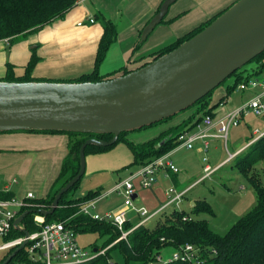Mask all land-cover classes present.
<instances>
[{"label": "crops", "instance_id": "0c3cea01", "mask_svg": "<svg viewBox=\"0 0 264 264\" xmlns=\"http://www.w3.org/2000/svg\"><path fill=\"white\" fill-rule=\"evenodd\" d=\"M163 1L164 0H77L74 8L66 14L64 19L56 20L49 25H46L41 31L33 34L34 37L30 41L25 40L12 46V55L9 56V58H6L5 54H2V57L5 59V67L6 63L10 62L15 66V75H23L34 51L40 59L32 74L36 79L62 81L75 79L85 73H89L94 69L99 42L104 32L103 21L108 19L117 24L119 34L117 41L111 46L106 59L102 63L100 72L102 74H108L120 68L135 70L148 60L147 56H150L160 48L171 44L179 37L185 35L187 32L206 21L207 19L203 20L206 15L211 16L217 14L218 11H221V6L217 5L219 0H184L181 5L176 7L178 4L177 2L179 1L177 0L169 9L166 19L167 22L160 23L147 39L141 41L143 29L156 15ZM211 2L216 4L210 5L209 3ZM118 5H122V9H118ZM208 7H210L209 10ZM194 11H202V14L197 13L199 16L190 18L191 20L185 19L179 25L177 24V19L172 20L174 19L173 17L180 13H183V18H186ZM119 16L121 18H119ZM122 16L125 17V21L120 25L119 22L121 21ZM92 18L95 20L93 23L90 21ZM81 21H83L84 24L80 26L78 23ZM171 28L173 30H171ZM157 30H161L162 32L157 33ZM0 44V46H2V43ZM1 52L2 49H0V53ZM246 72L247 73H243V76H246L250 71L247 70ZM5 75L6 74H4V76ZM4 76L0 79L4 78ZM234 78V81L236 82V77ZM252 80H259L263 84L257 86L249 85L245 89H239L238 86L241 83H244L241 82L232 93L228 94V85H233L235 82L229 84L225 83L214 91L207 107L211 108L219 104V106L213 109L214 119H219L228 112L249 101L254 96L264 92V78L254 76L250 78V81ZM198 111V107H194L187 111V114L189 115L185 114L175 119V121H170L175 117L174 116L165 121H170V123L162 125L156 134L154 133V135L150 136L152 137L150 139L156 138L162 133L173 129L176 130L171 133L172 136H175L178 133L180 134L183 131H186L182 133L184 135H187V133H190L191 135L200 133L204 129L203 121L193 126L194 121L202 114L198 113ZM252 115L255 116L251 113L244 116V118ZM255 117L264 121V118L262 117ZM184 123H187L188 125L185 130H182L181 127ZM240 124L235 126V128L239 127ZM248 128L250 133L246 134L245 143L240 144V140L236 141V135H234L232 140V150L228 151L229 156L221 160L214 167L209 163L205 164L204 172H206L205 168L208 165L215 169L208 175V177L223 165L232 162L235 156L243 153L251 144L247 142L248 137L253 136L257 138L264 134V123L262 126L255 127V129L251 126ZM206 131H208L209 134H218V136H209L208 138L198 139L194 142V146L191 149L185 146L179 147L178 145L171 150V158L178 166L179 171L173 172L170 170H161L158 174V183L147 190L138 189L135 199H141V202L148 201L150 203H156V208L159 205L157 203L160 200L162 205L165 204L164 202L168 197L167 190L170 187H174L181 191L189 189L181 203H183L184 200H187L190 206H194L192 203L199 199L200 196L198 197L196 195V197H192V199L189 200V195L198 184L206 180V177L204 176H207V173H205L206 175L198 174L199 176L197 175L191 182H189L191 176H189L187 170H184V167L191 164V159L187 160L181 155V153L185 150H193L199 145L197 151L207 154L210 152L211 148L214 150L219 149L217 144L222 141L225 142L228 149L230 148L229 145L231 143L229 134L227 138H224L217 133L218 126L207 129ZM69 140V135L61 133H0V157H2L3 160H9L7 164H2V166L6 167L10 163H13L17 171L21 172L23 175H28L23 178L22 181L24 183H26V180L31 175L27 187H20L22 186L20 183H18L19 185L13 184L12 193L19 198H24L28 191H33L37 198L47 197L51 193L53 185L60 174L62 163L68 155ZM206 141L209 142L208 149L205 148ZM124 145L128 147L127 144L121 142L108 152L89 154L87 156L86 173H107V176L109 177L107 183H111L108 184L109 186L107 187L102 185L95 190H101V192H104L114 187L116 183L123 179L121 176L118 177V180L115 179L112 171H117V169H130L131 171H134L138 169V167H135L132 164L134 161L133 152L128 147L129 151ZM2 154L10 155H8L9 157H5ZM231 155L235 156L230 159ZM205 158L207 157H204V160L207 161ZM30 185L36 187L39 194L35 193L33 187ZM26 189H28V191ZM148 190L151 191V193H148ZM149 199H152L153 201L151 202ZM161 204L153 211L147 208L144 203L138 207H146L151 211L150 213H154L162 206ZM150 206L154 207V205ZM123 207V195L112 193L109 196L98 200L93 211L104 214L109 211H118ZM128 215L131 218V221H136L140 217V215L132 210L129 211ZM159 215L160 214L150 218L146 223L148 224V222L157 219Z\"/></svg>", "mask_w": 264, "mask_h": 264}, {"label": "trees", "instance_id": "16d2710c", "mask_svg": "<svg viewBox=\"0 0 264 264\" xmlns=\"http://www.w3.org/2000/svg\"><path fill=\"white\" fill-rule=\"evenodd\" d=\"M76 3L77 0H0V42L7 41L10 47H12L17 43L25 41L29 36L41 31L46 25L56 20L64 19L66 14L74 8ZM226 9L218 12L171 44L147 56L148 60L143 65L177 48L184 41L202 31ZM167 15L162 23L167 22ZM172 20H175V18ZM103 25L104 32L99 42L93 71L85 73L75 79L64 81L97 82L127 74L134 70L120 68L108 74H102L100 72V67L106 59L111 46L117 41L119 34L117 24L114 21L105 19ZM39 60V57L33 51V56L26 66L25 73L21 76H16L15 66L7 62L6 75L0 80H46L36 79L32 76L33 70ZM253 63H255L256 66L254 68L252 67L246 76H243V73L248 70L246 66L233 74V76H236V82L233 85H228V94L232 93L241 82H248L253 76H257L264 72V51L255 57L249 64ZM213 93L214 91L187 109L198 107V113H202L199 116L197 115L198 118L194 121L193 126L203 121L205 115L209 114L213 116V109L219 106L218 104L215 107L207 108ZM171 118L172 117L164 119L149 127L163 123ZM187 125V123H184L181 129L185 130ZM145 128L148 127L142 129ZM175 130L166 131L156 138L141 143L130 141L127 138L128 132H123L120 134L118 141L113 145H88L86 147V156L89 154L108 152L117 144L123 142L127 144L133 152L134 161L132 164L140 168L150 163L155 158L170 152L180 144L179 137L186 131L172 136L171 133ZM19 132L61 133L70 136L69 152L62 163L60 174L53 185L51 193L44 198L32 199L31 205L22 209L19 214L29 209H49L57 192L79 172L80 148L82 144L89 138L110 140L113 137L112 134L77 133L54 130H30ZM163 140L164 142L161 143ZM247 142L251 143L249 147L243 153L235 156L233 162L241 174L246 176L255 188L257 205L253 210L239 218L225 234H219L212 230L206 219L196 218L184 209H175L171 213L163 211V214L160 213V215H162H159L154 225L150 226L146 223L141 224L132 230L126 239L115 242L121 236V231L109 222L93 219L90 215L81 212L83 205L89 200L98 197L101 190H90L83 196L74 197L85 175L76 185L63 194L59 206L52 215H47L45 217V221L56 222L68 220V224L74 228L77 234L81 231L95 233L99 235L100 238L105 237L101 245H93V250L95 248L99 250L107 248L106 252L80 264H152L156 262L161 251L165 247L171 246L174 249H179L187 244L194 245L196 249L194 253L197 258L203 261V264H264V182L259 176V173L255 171L259 164L264 165V134L256 140L255 137L250 136ZM10 195L14 194L11 193ZM190 209L191 212L196 214L201 212L214 214L211 204L203 199L195 200V205L191 206ZM134 222L135 221L131 220L127 221L125 229L129 230L138 223ZM23 224L30 233L37 232L41 229L39 224L35 222L34 213L26 216ZM23 236L24 233L22 231L12 228L7 239ZM16 247L10 249L5 258L12 253ZM113 250H118L123 255L124 262L114 258L112 254ZM5 258L0 260V263H2ZM195 263V260L174 259L166 264ZM8 264H33L28 253V246L18 252Z\"/></svg>", "mask_w": 264, "mask_h": 264}, {"label": "water", "instance_id": "95a60500", "mask_svg": "<svg viewBox=\"0 0 264 264\" xmlns=\"http://www.w3.org/2000/svg\"><path fill=\"white\" fill-rule=\"evenodd\" d=\"M176 1H163L143 29L141 41L162 23ZM263 51L264 0H238L177 48L127 74L97 82L0 80V133L54 130L113 135L110 140L89 138L82 144L79 172L57 192L49 209H29L17 216L14 228L24 233V240L0 264H8L27 246L31 233L23 224L26 216L52 215L63 194L86 174L88 145H113L123 132L187 110Z\"/></svg>", "mask_w": 264, "mask_h": 264}, {"label": "built area", "instance_id": "2783aa9c", "mask_svg": "<svg viewBox=\"0 0 264 264\" xmlns=\"http://www.w3.org/2000/svg\"><path fill=\"white\" fill-rule=\"evenodd\" d=\"M93 23L94 18L90 19ZM83 21L78 25H83ZM263 84L260 81L252 80L241 83L238 88L245 89L249 85L257 86ZM254 114L257 117L264 118V92L254 96L249 101L241 106L228 112L219 119H214L213 116L207 114L203 118V131L198 134L186 135L182 134L179 137V147L193 148L194 142L201 138H208L209 136H218V134H209L207 129L218 126L220 136L227 138L230 129L238 126L241 119L249 114ZM188 134V133H187ZM263 135V134H262ZM209 142H205V148L208 149ZM235 155H231L230 159ZM161 170H170L178 172L179 168L171 158V152L165 153L155 158L150 163L131 171L128 176L121 179L114 187L101 192L95 199L89 200L81 208V212L90 215L93 219L106 221L113 224L119 231L121 236L115 241L126 239L128 234L141 224L146 223L150 218L162 213L171 205L179 204L183 201L189 189L178 191L174 187L167 190L168 200L156 212L150 213L146 207H137L134 205V195L138 189H150L158 183V174ZM215 169L207 166L205 171L207 175ZM18 178L11 180H0V251H8L14 246L19 245L24 236L20 239L11 241L7 239L12 228H14V221L19 215L20 211L31 205V200L37 198L33 191H28L24 198H19L12 193V185L18 184ZM112 193H118L124 197V207L118 211H109L104 214L94 212L96 202L109 196ZM135 211L140 215V220L131 229H125V224L130 221L129 211ZM35 220L40 226V230L29 235L28 239V253L33 264H80L89 261L100 254H104L105 250L95 251L83 248L78 241V234L74 228L68 224V220H61L56 222H46L45 218L40 215H35ZM194 251V245L187 244L182 248L175 249L173 255L164 260L162 256H158V261L152 264H166L174 259L195 260V264H203L201 259L197 258Z\"/></svg>", "mask_w": 264, "mask_h": 264}, {"label": "rangeland", "instance_id": "374dc122", "mask_svg": "<svg viewBox=\"0 0 264 264\" xmlns=\"http://www.w3.org/2000/svg\"><path fill=\"white\" fill-rule=\"evenodd\" d=\"M183 1L184 0H179L177 2L178 4L176 5V7L178 5H181V3ZM236 1H238V0H219L217 5L221 6L220 10L222 11L226 8H229ZM228 2H230V3H228ZM209 4L214 5L216 3L211 2ZM115 5H116V3H115ZM117 8L122 9V5H118ZM209 8L210 7H208V10H209ZM197 13L202 14V11H198V12L194 11L190 16H188L186 18L185 17L183 18V16H182L183 13H180L173 18L177 19V21H178L177 24L179 25L185 19L191 20L190 18L199 16ZM214 15L215 14H213L211 16L206 15L203 20L211 18ZM119 18H121V17L119 16ZM124 21H125V17L122 16V19L119 22V24L121 25ZM171 30H173V29L171 28ZM158 32H162V31L157 30V33ZM33 37H34V35H31L26 40L30 41ZM0 43H2V46H0V49H2V52L0 53V78H1L2 76H4V74H6V67L4 64L5 59H4V57H2V54L3 55L5 54L6 58L7 57L9 58V56L12 55L11 49H13V48L10 47V45L8 44L7 41L0 42ZM17 44H19V43H17ZM255 66H256L255 63L248 64L246 66V68H248V70L250 71L252 69V67L254 68ZM244 73H247V72H244ZM257 76H259L260 78H264V72L260 73ZM234 77H236V76L229 78L226 81V83L229 84V83L235 82ZM59 80H62V79H59ZM62 81H64V80H62ZM187 111H189V110H185V111L175 115V117L170 121H175V119L181 117L182 115L187 114L188 113ZM187 115H189V114H187ZM170 121L169 122H163V123H160V124H157L155 126L148 127L145 129H139V130L128 132L127 138L133 142H138V143L144 142V141L152 138L150 136L154 135V133L156 134L158 129H160L162 127V125L170 123ZM257 121H258V123H257ZM259 121H261V122H259ZM263 123H264L263 120H261L260 118H256L253 115L248 116L244 119L242 118L240 126L236 127V128L235 127L232 128L229 132V138L231 140V143L229 145V147H230L229 149H228V146H226L225 142L222 141L223 143L221 142V143L217 144L219 146V149L214 150L213 148H211L210 152L207 154L200 153L197 151V148H199V145H197L193 150L183 151L181 153V155L184 158H186L187 160L191 159V164L184 167V170H187L189 176H191V179L189 182H191L193 180V178L196 177L198 174L200 175V174L206 173V172H204L205 164L209 163L212 167H214L221 160H223L229 156L228 151L232 150V140L234 138L233 137L234 135H236L235 140L236 141L240 140V144H243L246 142L245 141L246 134L250 133V130L248 127L251 126L255 129V127H257V126L258 127L262 126ZM189 135H191V134L190 133L187 134L186 137H188ZM259 137L260 136H258L257 138L255 137V140L258 139ZM143 138H145V139H143ZM125 147L128 149L127 146H125ZM2 155L5 157H9L8 155H10V154H2ZM204 157H207V158H205V159H207V161L204 160ZM8 162H9V160H3L2 157H0V180L5 179L7 181V180H10V179H13L16 177V178H18V181H19L18 183H20V185H22L20 187H27L28 186L27 184H29V182H30L29 180L31 178V175L26 180V183H24L22 180H23V178L27 177L28 175H23L21 172L17 171L15 166L13 165V163H10L6 167L2 166V164H7ZM132 169H134V168H132ZM130 171H131L130 169H128V170L117 169V171L116 170L112 171V173L114 174L115 179L118 180V177L121 176L124 178L129 174ZM255 171L259 173V176L261 177V179L264 182V165L259 164V166H257ZM107 175L108 174L107 173L105 174L104 172H99V173H95V174H90L87 172L85 174L84 178L82 179L80 187L76 191L74 197L76 198V197H80L82 195H85L90 190H95L102 185H104L105 187L109 186L108 184H111V183H107L108 178H109ZM204 177H206V180L201 182L200 184H198L193 189V191L189 195V200H191L192 197H196V195L198 197L200 196L199 199H203L204 201H207L209 204H211V206L213 207V210H214V214H210L208 212H201L199 214H196V213L191 212V209H190L191 206L187 200H184L183 203L174 204V205L169 206L168 208H166V210L164 212L171 213L175 209H177V210L184 209L187 212L191 213V215H193L196 218L206 219L208 221V224L211 227V229L214 230L215 232H217L219 234H225L239 218L243 217L248 212L253 210L254 207H256V205H257L256 190L253 187V185L250 183L249 179L246 176H244L243 174H241V172L235 166V163L233 161L223 165L220 169H218L215 173H213L209 177H208V175L204 176ZM17 185H19V184H17ZM30 186L33 187V185H30ZM26 190L28 191V189H26ZM33 190L35 191V193L39 194L36 190V187H33ZM177 190L180 191L179 189H177ZM147 192L151 193V191H149V190ZM154 199H157V198H154ZM149 200L151 202L153 201L152 199H149ZM167 200H168V197L166 198L165 202H167ZM160 201L157 204L160 205L161 204ZM143 203L151 211L155 210L159 206L158 205L155 208L156 203H150L148 201L141 202V199H139V200L135 199L134 200V205L137 207ZM150 205H154V207H151ZM139 218L135 222H138L140 220ZM157 219H154V220L148 222V225H150V226L154 225L156 223ZM35 222H36V220H35ZM20 238H22V237H16L14 239L10 238V240L13 241V240H17ZM104 240H105V237L100 238V236L95 234V233L81 232V231L78 233V241H79L80 245L87 250H93L94 244L101 245ZM95 249L97 250L98 248H95ZM105 249L107 250V248H104L101 250H105ZM101 250L98 249L97 251H101ZM9 251L10 250H8V252ZM8 252L7 251H0V260H2L8 254ZM174 252H175V249L171 246H168V247H165L161 251L160 255L162 256V258L164 260H166V259L170 258ZM112 254H113L115 259H118L121 262H124V257L118 250H113ZM157 261H158V259L156 260V262ZM132 264H134V263H132ZM157 264H161V263L158 262Z\"/></svg>", "mask_w": 264, "mask_h": 264}]
</instances>
